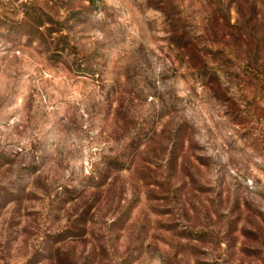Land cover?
Segmentation results:
<instances>
[{
	"label": "rangeland",
	"instance_id": "374dc122",
	"mask_svg": "<svg viewBox=\"0 0 264 264\" xmlns=\"http://www.w3.org/2000/svg\"><path fill=\"white\" fill-rule=\"evenodd\" d=\"M0 264H264V0H0Z\"/></svg>",
	"mask_w": 264,
	"mask_h": 264
}]
</instances>
